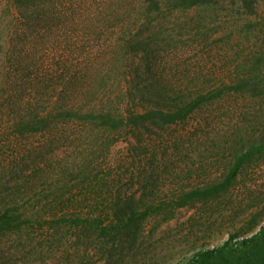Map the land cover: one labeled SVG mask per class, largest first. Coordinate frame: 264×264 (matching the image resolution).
<instances>
[{
  "label": "rangeland",
  "instance_id": "rangeland-1",
  "mask_svg": "<svg viewBox=\"0 0 264 264\" xmlns=\"http://www.w3.org/2000/svg\"><path fill=\"white\" fill-rule=\"evenodd\" d=\"M59 1L0 0V34L12 31L15 21L47 14ZM134 33L126 36L137 44L128 60V94L139 95L150 82L186 95L197 83L251 71L258 70L248 76L264 78V0L155 13ZM262 138L264 95L247 93H227L172 125L114 133L77 128L62 139L30 135L24 142L34 152L21 167L4 161L11 149L0 156V207L18 203L42 217L1 237L0 264H182L202 248L225 243L256 216L264 222V149L228 191L176 204L184 191L221 178L237 154ZM69 207L152 214L105 236L54 217V210Z\"/></svg>",
  "mask_w": 264,
  "mask_h": 264
},
{
  "label": "trees",
  "instance_id": "trees-1",
  "mask_svg": "<svg viewBox=\"0 0 264 264\" xmlns=\"http://www.w3.org/2000/svg\"><path fill=\"white\" fill-rule=\"evenodd\" d=\"M216 1L60 0L47 14L15 21L12 31L0 34V156L11 149L12 158L4 161L21 167L27 155L34 152L24 142L30 135L62 139L68 136V130L77 128L114 133L148 123L172 125L227 93L264 95V78L248 76L258 70L230 81L197 83V88L186 95L171 92L157 82L140 86L139 95L128 94V60L137 44L134 37L128 40L126 36L139 32L155 13ZM262 149L264 138L237 154L221 178L184 191L177 198V207L228 191L244 165ZM151 214L131 207H69L54 210L53 215L65 222H81L84 229L98 228L102 235L115 236ZM41 217L38 209L18 203L0 207V239ZM261 221L256 216L245 230L232 234L225 243L202 248L182 264H264Z\"/></svg>",
  "mask_w": 264,
  "mask_h": 264
}]
</instances>
